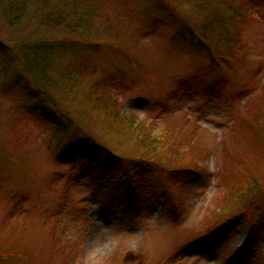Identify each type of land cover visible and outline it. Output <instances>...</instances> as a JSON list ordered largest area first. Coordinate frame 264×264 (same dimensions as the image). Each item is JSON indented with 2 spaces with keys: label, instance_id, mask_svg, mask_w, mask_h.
Returning a JSON list of instances; mask_svg holds the SVG:
<instances>
[{
  "label": "rangeland",
  "instance_id": "1",
  "mask_svg": "<svg viewBox=\"0 0 264 264\" xmlns=\"http://www.w3.org/2000/svg\"><path fill=\"white\" fill-rule=\"evenodd\" d=\"M90 1L85 27L97 34H49L36 6L0 34L11 46L55 41L84 73L77 99L106 82L119 119L132 118L110 131L169 160L104 159L99 148L98 165L69 157L44 96L47 110L32 111L20 87L0 90V264H264V4L244 0L239 48L220 70L190 47L203 0ZM247 170L259 176L252 189Z\"/></svg>",
  "mask_w": 264,
  "mask_h": 264
},
{
  "label": "trees",
  "instance_id": "2",
  "mask_svg": "<svg viewBox=\"0 0 264 264\" xmlns=\"http://www.w3.org/2000/svg\"><path fill=\"white\" fill-rule=\"evenodd\" d=\"M168 1L174 3V0ZM218 1L211 3L209 0H203L199 4L196 3L198 26L190 28V32L198 43L194 42L190 47L204 52L212 66L223 70L229 68L230 62L232 67L234 52L240 44V27L245 24L243 20L248 9L244 6V0H235L233 3H230L232 0H225L229 2L225 13V10L219 8ZM258 2L264 4V0ZM31 7H35L34 10L43 17L40 26L42 28L44 26L49 34L57 33L60 27L65 28L69 35L80 32L97 34L100 31L99 26L96 27L93 23L89 29L85 27L87 25L85 22L91 24L90 17L94 14L90 0H54V2L53 0H0V22H3L0 24L8 27L23 24L21 21L25 16L27 17ZM103 28L102 25V31ZM5 39L0 34V90L3 93H10L13 84L20 87L19 89L32 101L30 105H23L33 111L39 108L47 110L39 105L38 95L44 96L53 112V117L50 118L51 122L53 121L51 123L53 132L68 135L70 148L64 153L65 155L83 159L87 163H94L96 160L98 165L99 156L93 154V148H99L104 151V159L112 155L135 163L137 159L143 162L154 161L160 167L168 162L169 159H162L159 156L161 153L154 144L138 143L137 139L134 141L130 138L124 139L123 136L118 137V134L126 131L124 128L122 132L118 130L122 126L128 130L132 118H129V121L119 119V104L115 98L109 96L111 92L106 82L96 80L91 86H87L89 88L87 95L77 99L78 90L84 84V73L80 72L76 65L68 64L61 58L64 50L62 48L60 50L55 41L39 37L36 40H26L11 46L10 41ZM12 53L20 60V65L14 69L10 67ZM93 94L95 96H92ZM44 117L48 118L46 115ZM99 118L102 119L98 120ZM112 123L117 126L118 130H114L116 132H111L109 129ZM158 156L161 160L153 158ZM167 157L173 158V155L169 153ZM126 174L125 172L124 175ZM245 174L244 181L247 182L243 188L256 187L259 176L251 174L250 170ZM126 177H121V181ZM233 195L229 202L238 200L236 195L235 197ZM243 204L244 202L241 203ZM243 210L241 206L238 208V212H244ZM0 257L5 255L0 254Z\"/></svg>",
  "mask_w": 264,
  "mask_h": 264
}]
</instances>
